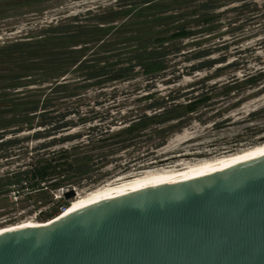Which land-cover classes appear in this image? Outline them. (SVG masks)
Here are the masks:
<instances>
[{
  "label": "rangeland",
  "instance_id": "1",
  "mask_svg": "<svg viewBox=\"0 0 264 264\" xmlns=\"http://www.w3.org/2000/svg\"><path fill=\"white\" fill-rule=\"evenodd\" d=\"M4 1L0 0V3ZM116 1L46 0L38 4L30 3L3 9L0 14V47H3L16 41H27L29 37L47 27L59 24L86 23L76 20L104 14L109 11V8L116 11H126L117 15V18H114L110 23L104 24V26L99 25L103 27L104 32L98 34V39L107 40L108 46L105 48L107 52H102L103 47L94 55L97 58L107 57L109 61L116 60L115 55L122 54L130 45H133L134 38L140 35V29L145 25V19L148 20L153 15L158 19L169 17V15L173 16L171 20L166 19L163 22L158 20L150 23L152 29L160 32L159 34L164 37L173 33L174 27L181 23H186L185 27L191 31L192 35L190 36L172 40L178 48V54L175 57L169 55L166 69L151 80L136 74L130 80L122 82L97 84L93 80L82 81L83 74L81 73L85 71V67L81 71L74 68L79 62L85 61L84 59L88 60L94 51L92 47L97 45L99 40L97 41L93 36L83 37L76 44H68V50H76L88 45L82 43L92 40L91 49L83 51L84 56L80 54L79 62L70 65L68 68L70 71L57 79L59 82L65 79L71 93L70 97H67L62 103L72 105L80 113H86L89 118L88 122L73 129L72 133L85 131L88 127L95 126L97 128L108 127L114 133L120 127L112 122V117L117 114L127 115L130 111L140 109L146 104V102L138 101L140 97L153 95V99H155L159 96H165L169 91L196 89L198 86H192V83L202 77H207L206 86L214 82L221 83L230 76L240 77L246 69H257L264 65L262 59L264 52L257 50L253 53L251 51L256 41L263 38L264 28L262 30L256 29L255 22L249 20L248 13L232 9L239 4L238 0H232L225 5L218 6L211 12V20L205 24L192 22V18L199 15L196 3L201 0H193L187 5L172 0H159L164 4V12L158 13L155 12L156 9L138 11L136 6L131 7V11H128L125 10L127 7L124 6L127 2L119 5L115 4ZM133 2L134 0H129V3ZM115 5H119L120 8L113 7ZM87 11L89 14L85 15ZM142 21L144 22L142 23ZM87 23L94 24L95 22L88 20ZM161 29H167V32L162 33L159 31ZM108 50L110 51L108 52ZM238 60H242V63L238 66L229 67ZM207 62L213 63L210 64V67L203 66L200 69H194L197 65H205L203 63ZM20 80L24 84L9 90V97L14 98V100L31 97L37 88L34 83H26L25 79ZM52 82L53 80H50L48 83L41 84L42 88H47L43 92V96L40 97L41 100L44 95L51 92L49 88ZM55 95L53 94V96ZM238 98L234 97L229 100L220 93H214L209 101L210 106L200 110V112L205 111V116L198 121L193 120L189 125L169 136L162 147L153 151V156L132 162L127 170H111L115 163L106 164L98 171L109 173L101 177L97 184L70 188L74 190L75 195L72 199L64 201H67L69 206L75 197L83 196L106 184H118L152 171L179 170L203 161L239 153L264 143V141L253 143L264 137V111L252 122L240 123L239 119L241 114L245 115L247 112L258 108L264 109V93L260 96L248 97L236 107L232 106ZM60 101L49 102L46 108L49 110L53 108L62 109L64 105H61ZM218 110L221 112L220 115L207 120V117ZM226 116H230L232 120L218 128L212 126L213 123L223 120ZM70 117L74 120L77 118L76 115ZM205 118L206 120H204ZM15 125L6 129L7 132L3 138L11 140L12 143L0 147V177L2 179L23 169L30 156L34 154L31 149L41 141H34L32 138L34 130L39 128L29 129L27 128L28 125L20 124L21 131H14L13 134L11 131L16 129ZM251 127H257L260 131L258 133L248 131ZM57 147L52 148L56 149ZM127 153H130V149L126 152L116 153L109 158L119 159L118 162L127 158L134 160L136 153L133 152L126 156ZM134 165L140 168L135 170L132 168ZM4 189L0 192V230L30 222L47 223L49 219L43 218V215L50 209L57 208L55 202L59 197H62L61 189L50 191L46 198H38L39 196L28 193L25 189L18 191L14 186ZM65 190L69 189H64L63 192ZM59 212L62 213V211Z\"/></svg>",
  "mask_w": 264,
  "mask_h": 264
},
{
  "label": "trees",
  "instance_id": "2",
  "mask_svg": "<svg viewBox=\"0 0 264 264\" xmlns=\"http://www.w3.org/2000/svg\"><path fill=\"white\" fill-rule=\"evenodd\" d=\"M45 1L5 0L0 3V14L3 9ZM172 1L183 5L193 2V0ZM230 1L232 0L197 2L196 9L199 15L192 18V22L195 24L208 23L212 18L211 12ZM238 1L239 4L232 9L248 13V18L255 22L256 29L262 30L264 28V0ZM123 2H127L124 6L128 11L136 6L138 11L156 9V13L164 12V4L159 0H134L133 3H129V0H117L115 4L120 5ZM119 5L113 7L119 9ZM108 10L104 14L92 15L80 20L73 18L86 23L47 27L29 37L27 41H16L0 47V147L12 143L11 140L3 138L7 132L6 129L14 127V124H16V129L11 131L13 134L14 131H21L20 124L28 125L29 129L39 128L34 130L32 138L34 141L41 140L31 149L34 154L30 156L23 169L10 174L7 178L0 177V192L4 191L5 187L14 186L18 191L25 189L26 192L39 196L38 198H46L50 191L61 189L62 197L55 202L57 208L50 209L43 215V218H53L68 206V202L63 198L64 192L67 191L63 192L64 189L70 190L72 187L81 188L97 184L101 177L109 173L98 171L106 164L115 163L111 170H127L132 162L153 156V151L162 147L169 136L180 131L193 120L198 121L205 116V111L200 112V110L210 106L209 101L214 93H220L229 100L239 97L232 105L235 107L248 97L260 96L264 93V65L257 69H246L240 77L230 76L221 83L214 82L208 86L205 84L208 81L207 77H202L192 83V86H198L196 89L169 91L165 96L155 99L153 95L140 97L139 102H146L140 109L130 111L127 115L117 114L112 117V122L120 127L114 133L108 127L97 128L96 126L72 133L73 129L88 122L89 118L86 113H80L72 105L62 103L70 97L71 93L66 80L59 82L57 79L70 71L68 69L70 65L79 62L80 54L84 56L83 51L91 49L92 40L82 43L90 45L88 48L86 45L76 50H68V44H76L81 38L92 36L98 41V34L104 32L102 26L117 18L120 13L126 12L111 8ZM88 14L87 11L85 15ZM166 19L171 20L173 16L158 19L153 15L150 19H145V25L140 29V35L134 38L133 45H130L122 54L115 55L117 59L114 61H109L107 57L97 58L94 55L103 47L102 52H107L105 48L108 46V41L99 40L97 45L92 47L94 51L88 60L84 59L85 61L79 62L74 69L81 71L85 67V71L81 73L83 74L81 80H93L97 84L128 81L136 74L150 80L155 79L166 69L167 57L169 55L175 57L178 54V48L172 40L192 35L191 31L185 27L186 23L175 26L174 32L167 37L152 29L150 23L158 20L163 22ZM88 20H94L95 23H87ZM159 31L163 33L167 32V29ZM257 50L264 52V35L252 46L253 53ZM262 59L264 60V55ZM212 63H203L205 65H197L194 69H200L203 66L210 67ZM240 63L242 60L235 61L229 67L238 66ZM20 79H25L26 83L36 84L37 88L31 97L14 100L9 97V90L24 84ZM50 80H53L49 88L51 92L44 95L41 100L40 97L47 89L42 88L41 84L48 83ZM53 94L56 95L53 96ZM56 100H61V105H64L62 109L49 110L46 108L49 102ZM263 111V108H258L245 115L241 114L240 123L252 122ZM220 113L219 110L216 111L207 117V120ZM71 115H76V120L71 119ZM231 120L230 116H226L223 120L213 123L212 126L218 128ZM248 131L258 133L260 130L257 127H251ZM262 141L264 137L253 143ZM55 146L58 147L52 148ZM129 149L130 153L126 156L134 152L136 153L134 160L126 157L124 161L118 162L119 159L109 158ZM139 155L141 157H138ZM132 168L138 170L140 167L134 165Z\"/></svg>",
  "mask_w": 264,
  "mask_h": 264
},
{
  "label": "water",
  "instance_id": "3",
  "mask_svg": "<svg viewBox=\"0 0 264 264\" xmlns=\"http://www.w3.org/2000/svg\"><path fill=\"white\" fill-rule=\"evenodd\" d=\"M56 216L0 233V264H264V152Z\"/></svg>",
  "mask_w": 264,
  "mask_h": 264
},
{
  "label": "bare ground",
  "instance_id": "4",
  "mask_svg": "<svg viewBox=\"0 0 264 264\" xmlns=\"http://www.w3.org/2000/svg\"><path fill=\"white\" fill-rule=\"evenodd\" d=\"M264 152V143L253 146L247 150H244L239 153L231 154L225 157L217 158L214 160H208L203 161L195 165H189L179 170H158V171H152L148 172L142 176L132 178L130 180L118 183V184H106L101 187H97L94 190L89 191L88 193L84 194L83 196L75 197L74 200H72L71 204L62 211V213H59L57 216H63L65 214H68L73 211V208L76 207L79 203L88 201L91 197L95 195L100 194H106L113 192L121 187H136L141 186L146 183H159L163 181H170V180H176L181 179L186 176H191L194 174H197L198 172H203L207 169L213 168V167H224L228 164H236L241 159L253 154V153H261ZM188 164V163H187ZM56 216V217H57ZM44 223H37V222H30V223H24L21 225H16L13 227H8V229H2L0 230V233L11 231L15 229H21V228H27V227H35L39 226Z\"/></svg>",
  "mask_w": 264,
  "mask_h": 264
}]
</instances>
